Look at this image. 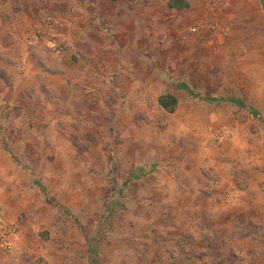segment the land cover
I'll list each match as a JSON object with an SVG mask.
<instances>
[{"label":"rangeland","instance_id":"rangeland-1","mask_svg":"<svg viewBox=\"0 0 264 264\" xmlns=\"http://www.w3.org/2000/svg\"><path fill=\"white\" fill-rule=\"evenodd\" d=\"M169 2L0 0L32 264H264V0Z\"/></svg>","mask_w":264,"mask_h":264},{"label":"crops","instance_id":"crops-1","mask_svg":"<svg viewBox=\"0 0 264 264\" xmlns=\"http://www.w3.org/2000/svg\"><path fill=\"white\" fill-rule=\"evenodd\" d=\"M230 101L235 104L239 102ZM229 119L233 118L229 117ZM229 119H227V122ZM3 143L4 141L0 138V211L7 221L13 222L24 212H30L31 208H34L35 214L42 212L44 206L42 201L41 204L34 203L32 197L34 190L29 180L22 174L17 165L12 162L11 155H8V151ZM184 191L186 192V190ZM26 221H30L29 218H26ZM28 227V222H26L24 227H22V236L12 257L5 255L0 250V264H32L30 260L35 254L36 249L29 241L31 233L28 232Z\"/></svg>","mask_w":264,"mask_h":264},{"label":"built area","instance_id":"built-area-1","mask_svg":"<svg viewBox=\"0 0 264 264\" xmlns=\"http://www.w3.org/2000/svg\"><path fill=\"white\" fill-rule=\"evenodd\" d=\"M22 236L19 222H9L0 216V250L8 255L16 252V246Z\"/></svg>","mask_w":264,"mask_h":264},{"label":"trees","instance_id":"trees-1","mask_svg":"<svg viewBox=\"0 0 264 264\" xmlns=\"http://www.w3.org/2000/svg\"><path fill=\"white\" fill-rule=\"evenodd\" d=\"M188 4L185 2H180V0H170L169 2V8L170 9H178V10H184L187 9ZM158 104L161 109H163L165 112L169 114H175L178 110L179 106V99L172 95V94H165L161 95L158 98ZM45 234H41L42 239H47L48 234L44 232Z\"/></svg>","mask_w":264,"mask_h":264}]
</instances>
